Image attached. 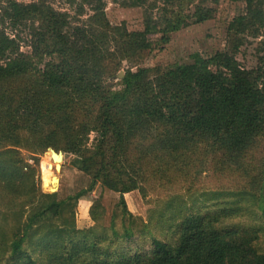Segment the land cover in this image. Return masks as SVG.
I'll return each mask as SVG.
<instances>
[{"label": "trees", "instance_id": "16d2710c", "mask_svg": "<svg viewBox=\"0 0 264 264\" xmlns=\"http://www.w3.org/2000/svg\"><path fill=\"white\" fill-rule=\"evenodd\" d=\"M233 1H243L245 11L229 22L224 49L209 57L192 54V61L154 73L124 62L140 60L153 34L169 41V33L188 23L191 6L195 22L211 19L216 10L206 0H122L144 8L139 29L111 22L105 0H84L88 17L78 21L47 0L0 1L1 20L27 27L31 47L22 51L21 36L0 28V207L13 217L8 264H264L254 232L219 227L216 211L184 209L173 239L165 241L148 223L136 225L124 197L143 188L141 167L129 155L145 130L158 129L151 141L157 150L203 143L222 151L229 165L264 136V0ZM85 12L78 3L75 16ZM249 36L259 38L253 68L237 58ZM116 76L124 86L120 92L113 90ZM92 132L93 148L85 144ZM48 147L81 157L94 183L121 194L110 226L104 224L106 206L95 201L89 210L94 224L78 227L73 208L84 190L59 199L58 179L53 188L44 187L51 192L41 188L39 158L31 163L21 150L42 153ZM55 219H61L59 229L43 230L45 220ZM146 227L152 246L110 250L123 240L136 242ZM30 239L40 245V258L27 249ZM83 255L86 260L77 263Z\"/></svg>", "mask_w": 264, "mask_h": 264}, {"label": "rangeland", "instance_id": "374dc122", "mask_svg": "<svg viewBox=\"0 0 264 264\" xmlns=\"http://www.w3.org/2000/svg\"><path fill=\"white\" fill-rule=\"evenodd\" d=\"M47 1L56 9L70 12L74 16V21L88 17L90 4L84 0H76L74 4L71 0ZM78 3H84L86 7L85 14L80 18L75 16L78 12ZM105 3L106 13L111 22H124L129 29L143 27L144 8L123 5L122 0H105ZM205 5L216 10L211 19L195 22L191 16L194 6H191L187 11L188 23L180 30L169 33V41L164 43L160 40L162 34H153L151 36L153 44L142 53L140 60L133 64L124 62V67L134 66V69L145 67L151 69L150 73H154L190 62L193 60L192 54L209 57L216 51L224 49L227 45L228 24L234 16L245 11V3L233 0H206ZM2 13L0 10V28H5L12 35L18 33L21 36V50L30 53L28 28L18 26L16 29L12 24H8V19L2 21ZM258 41L259 38L249 36L241 46L237 58L243 67L253 68L257 65ZM122 73L123 69L118 75ZM123 88L120 77L116 76L113 80V90L120 92ZM157 130L154 127L145 130V137H139L137 140L139 144L137 143L136 147L139 149H132L129 155L135 167H141L140 181L143 186L142 190H132L126 198L127 206L138 217L136 225L148 223L155 236L171 241L175 228L182 219L178 215L184 209L203 213L216 211L219 227L236 226L253 231L256 247L264 252V136L243 154L237 164L229 165L225 162L222 151L203 143H196L193 147L175 152L157 150L151 145ZM85 144L91 148L96 146L94 132L90 134ZM143 147L145 150L141 149ZM51 148L54 147H48L42 153L21 150L27 161L31 159L33 161L34 155L39 158L41 188L51 192L44 187L53 188L58 179V187L54 191H57L59 199L83 190L81 198L83 200L93 203L95 199L101 198L108 207L104 224L110 226V217L113 213V207L110 206L113 203L112 192L100 181L94 183L91 175L83 170L81 157L68 152H64L60 169L53 165L52 178L48 179L43 168V158L52 157ZM51 160L53 161V157ZM90 187L91 189H88ZM86 204L88 205V202ZM86 204L78 203L73 208L77 214V225L81 228L94 224ZM44 225L46 228L43 230L49 231L59 229L62 224L61 219H55L53 222L45 220ZM12 227L13 217H8V210L0 207V264L12 262L8 252V237ZM144 229L147 231L146 234L142 230L141 233L137 232L140 237L136 242L119 239L122 243L112 244L110 250L115 254L126 253L129 248L133 251L138 246L142 248L151 245L152 239L151 237L148 239L147 236L148 230L149 234L151 233L150 229L148 227ZM38 237L39 235H35L34 240ZM34 240L30 239L26 247L29 252L33 251L34 255L40 258V245ZM105 243L103 242V246ZM85 255L81 256L77 263L84 262Z\"/></svg>", "mask_w": 264, "mask_h": 264}, {"label": "bare ground", "instance_id": "6f19581e", "mask_svg": "<svg viewBox=\"0 0 264 264\" xmlns=\"http://www.w3.org/2000/svg\"><path fill=\"white\" fill-rule=\"evenodd\" d=\"M51 154H52V157H53V161L51 160V158L52 157H50V156H47V157H44L43 158V168H44V170H45V173H46V177L48 178V179H50V178H52V168H53V165L55 164V165H59V164H61V162H62V157H60V156H57V155H55L52 151H51ZM55 159V160H54ZM56 160H58L57 162H56ZM56 162V163H55ZM49 181V180H48Z\"/></svg>", "mask_w": 264, "mask_h": 264}, {"label": "crops", "instance_id": "0c3cea01", "mask_svg": "<svg viewBox=\"0 0 264 264\" xmlns=\"http://www.w3.org/2000/svg\"><path fill=\"white\" fill-rule=\"evenodd\" d=\"M107 188V187H106ZM111 192H112V198H113V203H112V205H110L111 206V208H112V210L114 209V207H115V205L118 203V201L120 200V197H121V194L119 193V192H117V191H114V190H111V189H109ZM132 193V191H129V192H126V193H124V197H125V199L127 198V194H131ZM102 199L101 198H97V199H95V201H100V202H102L105 206H107L106 205V203H104V201H101ZM87 200H83V199H81L80 200V205H83V204H86L87 202H88V205H87V207H88V209H87V211L90 209V206H91V204H92V202L91 201H87ZM106 209L108 210V207H106ZM111 218V217H110ZM107 226V225H106Z\"/></svg>", "mask_w": 264, "mask_h": 264}, {"label": "water", "instance_id": "95a60500", "mask_svg": "<svg viewBox=\"0 0 264 264\" xmlns=\"http://www.w3.org/2000/svg\"><path fill=\"white\" fill-rule=\"evenodd\" d=\"M50 150L57 156L62 157L64 155V151L63 150H60V149L56 150L54 148H51ZM60 168H61V164L58 165V169H60Z\"/></svg>", "mask_w": 264, "mask_h": 264}, {"label": "built area", "instance_id": "2783aa9c", "mask_svg": "<svg viewBox=\"0 0 264 264\" xmlns=\"http://www.w3.org/2000/svg\"><path fill=\"white\" fill-rule=\"evenodd\" d=\"M29 162H31V163H32V162H33V161H32V159H31V160H29Z\"/></svg>", "mask_w": 264, "mask_h": 264}]
</instances>
